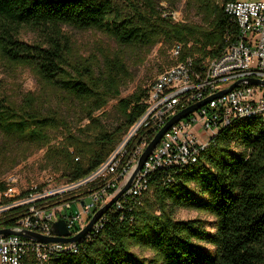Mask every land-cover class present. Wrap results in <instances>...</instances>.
<instances>
[{
	"label": "trees",
	"instance_id": "obj_1",
	"mask_svg": "<svg viewBox=\"0 0 264 264\" xmlns=\"http://www.w3.org/2000/svg\"><path fill=\"white\" fill-rule=\"evenodd\" d=\"M227 1L186 0L201 18L189 23L175 21L157 0H0V63L8 76L29 69L41 88L21 98L0 94L6 151L26 156L45 149V164L60 173L59 182L74 181L105 161L146 109L150 88L119 98L129 74L124 55L103 49L99 57H83L64 28L96 29L122 47L181 43L180 60L203 63L219 55L226 37L237 31ZM26 28L40 32L41 39H22ZM48 91L79 114L76 129L60 110L45 107ZM113 98H119L120 121L109 127L104 115ZM62 129L63 142L53 145L52 133ZM147 181L143 195H122L77 252L64 251L51 264H264L262 118L234 119L196 162L154 171ZM180 208L213 216L214 230L200 218H177ZM22 211L11 210L0 224L14 226Z\"/></svg>",
	"mask_w": 264,
	"mask_h": 264
},
{
	"label": "built area",
	"instance_id": "obj_2",
	"mask_svg": "<svg viewBox=\"0 0 264 264\" xmlns=\"http://www.w3.org/2000/svg\"><path fill=\"white\" fill-rule=\"evenodd\" d=\"M225 9L235 19L237 31L226 37L221 53L203 63H196L192 57L180 60L183 45L175 43L174 62L152 83L144 113L93 171L77 180L55 184L50 177L42 188L31 185L25 191L19 189L16 174L0 180L5 185L0 197L7 199L0 203V222L11 210L23 209L14 226L0 224V229L15 232L0 234V264H51L64 251L77 252L78 244L101 224L104 214L78 242H40L18 233L28 230L52 235V224L63 219L71 236L79 234L129 180L158 131L188 106L242 80L172 125L123 196L143 195L149 188L147 177L154 171L196 162L220 129L234 119L257 116L264 120V85L243 81L264 80V0H229Z\"/></svg>",
	"mask_w": 264,
	"mask_h": 264
},
{
	"label": "rangeland",
	"instance_id": "obj_3",
	"mask_svg": "<svg viewBox=\"0 0 264 264\" xmlns=\"http://www.w3.org/2000/svg\"><path fill=\"white\" fill-rule=\"evenodd\" d=\"M159 4L173 14L174 20L178 22L200 23V16L193 10L188 8L186 0H157ZM247 1V0H241ZM173 2V3H172ZM70 34L75 47L81 52L83 57L94 58L99 57L103 49H111L120 52L126 60L128 75H124V82L121 86L120 97H125L133 93L138 87L150 88L157 76L170 67L174 60L172 48L174 43H166L163 40L155 46L147 48L140 46H121L113 41L103 32L96 29H77L73 27L64 28ZM21 38L26 41H38L41 39V33L31 29H23ZM29 91L40 92L41 88L35 75L29 69H21L16 75L8 76L4 67L0 63V94L11 93L13 96L27 94ZM119 98H113L105 109L104 120L109 127L117 125L120 121V114L117 109ZM43 103L47 108H55L60 110L69 122L70 127L74 130L80 123V116L75 110L71 109V105L58 95L57 92L48 91L43 97ZM204 136L203 130L199 131ZM65 130H59L52 133V144L59 145L63 142ZM45 149H40L28 153L26 156H17L6 151L5 146L0 139V180L6 178L10 174L19 176V189L25 191L31 185L47 184V181L53 178L55 184L59 183L57 179L60 175L51 165L45 164L43 159ZM2 199L0 198V202ZM179 219L200 218L205 221L207 228L214 230L210 225L214 221V217L195 209L180 208L176 214ZM206 248L210 245L200 242ZM136 251L142 253L146 257H151L152 253L148 250L136 248Z\"/></svg>",
	"mask_w": 264,
	"mask_h": 264
},
{
	"label": "water",
	"instance_id": "obj_4",
	"mask_svg": "<svg viewBox=\"0 0 264 264\" xmlns=\"http://www.w3.org/2000/svg\"><path fill=\"white\" fill-rule=\"evenodd\" d=\"M244 82L248 84H261L264 85L263 79H255V78H247L243 80ZM242 80H239L232 84L230 87L221 90L214 94L213 96L207 97L195 104H192L188 106L187 108L181 110L174 116H172L168 122L158 131V133L154 136V138L151 140L145 151L142 153L141 157L138 160V166L130 176L129 180L125 183V185L121 188V190L103 207L98 209L88 225L77 235L71 236V232L69 231L65 220L60 219L58 221H55L52 224V235H42L36 232H31L28 230H24L19 232L18 234L23 235L25 237L33 238L40 242H78L86 237V235L93 229L95 223L100 219L101 216H103L104 213L114 204L132 185L133 179L136 176V174L143 168L144 163L150 156V154L153 152V150L156 148L158 143L161 141L164 134L174 125L176 122L181 120L182 118L187 117L191 112L194 110L200 108L201 106L205 105L209 101H211L214 97L221 96L222 94H225L229 92L231 89L236 87ZM15 233L11 228H1L0 234H10Z\"/></svg>",
	"mask_w": 264,
	"mask_h": 264
}]
</instances>
